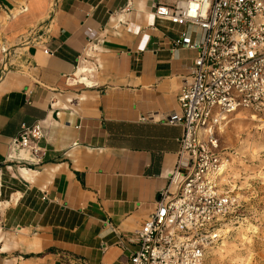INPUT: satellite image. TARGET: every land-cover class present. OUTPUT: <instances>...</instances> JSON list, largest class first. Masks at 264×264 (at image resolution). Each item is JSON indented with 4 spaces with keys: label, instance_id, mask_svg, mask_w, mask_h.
I'll use <instances>...</instances> for the list:
<instances>
[{
    "label": "crops",
    "instance_id": "0c3cea01",
    "mask_svg": "<svg viewBox=\"0 0 264 264\" xmlns=\"http://www.w3.org/2000/svg\"><path fill=\"white\" fill-rule=\"evenodd\" d=\"M175 2L0 0V264H130L203 34L156 16ZM36 122L41 158L12 145Z\"/></svg>",
    "mask_w": 264,
    "mask_h": 264
},
{
    "label": "built area",
    "instance_id": "2783aa9c",
    "mask_svg": "<svg viewBox=\"0 0 264 264\" xmlns=\"http://www.w3.org/2000/svg\"><path fill=\"white\" fill-rule=\"evenodd\" d=\"M155 14L203 34L193 41L182 31L177 40L196 51L177 109L161 118L182 127L180 147L155 209L136 232L130 264H205L240 207L223 185L220 134L240 111L264 113V0H176L158 4ZM43 136L40 123L23 125L12 145L41 158Z\"/></svg>",
    "mask_w": 264,
    "mask_h": 264
},
{
    "label": "rangeland",
    "instance_id": "374dc122",
    "mask_svg": "<svg viewBox=\"0 0 264 264\" xmlns=\"http://www.w3.org/2000/svg\"><path fill=\"white\" fill-rule=\"evenodd\" d=\"M254 115L238 112L220 134L232 167L224 173L223 185L238 196L240 207L226 221L205 264H264V113ZM223 241L222 253L214 251Z\"/></svg>",
    "mask_w": 264,
    "mask_h": 264
},
{
    "label": "bare ground",
    "instance_id": "6f19581e",
    "mask_svg": "<svg viewBox=\"0 0 264 264\" xmlns=\"http://www.w3.org/2000/svg\"><path fill=\"white\" fill-rule=\"evenodd\" d=\"M255 116V115H254ZM226 130V129H225ZM226 132V131H225ZM229 168L231 167V162H225V166H224V173H226L228 170H230ZM227 244V241H223V244H221L218 249H214V251H220V253H222V250H224L225 246ZM239 258V257H238ZM242 258V257H241Z\"/></svg>",
    "mask_w": 264,
    "mask_h": 264
}]
</instances>
